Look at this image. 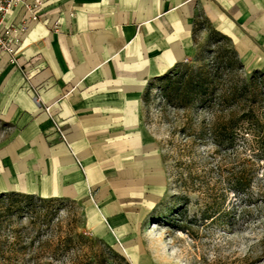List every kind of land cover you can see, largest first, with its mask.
<instances>
[{
	"label": "crops",
	"instance_id": "1",
	"mask_svg": "<svg viewBox=\"0 0 264 264\" xmlns=\"http://www.w3.org/2000/svg\"><path fill=\"white\" fill-rule=\"evenodd\" d=\"M41 1L40 18L21 36L19 64L0 52V193L95 192L99 212L88 223L104 232L142 184L150 201L162 192L159 148L143 121L150 82L195 55L199 17L227 37L247 26L264 31V0ZM28 15L20 3L4 26ZM45 105L60 115L65 140Z\"/></svg>",
	"mask_w": 264,
	"mask_h": 264
},
{
	"label": "rangeland",
	"instance_id": "2",
	"mask_svg": "<svg viewBox=\"0 0 264 264\" xmlns=\"http://www.w3.org/2000/svg\"><path fill=\"white\" fill-rule=\"evenodd\" d=\"M198 21V54L178 69L182 73L212 60L213 47L206 45L210 25L204 18ZM250 31L243 27L228 37L244 66L237 72L241 77L264 71V31ZM143 110L161 156L162 192L150 201L149 187L142 184L134 200L120 201L126 208L115 226L104 221V232L88 223L99 212L95 192L54 201L49 209L55 216L47 227L31 224L29 214L1 219L2 236L11 240L18 233L23 240H36L11 264H264V160L253 157L250 136L238 130L232 148H215L200 125L227 113L167 105L156 83ZM235 178L250 179L246 192L231 188ZM111 185L116 192V183Z\"/></svg>",
	"mask_w": 264,
	"mask_h": 264
},
{
	"label": "trees",
	"instance_id": "3",
	"mask_svg": "<svg viewBox=\"0 0 264 264\" xmlns=\"http://www.w3.org/2000/svg\"><path fill=\"white\" fill-rule=\"evenodd\" d=\"M195 25V31L200 29L199 21ZM209 29L206 45L213 47L211 62L201 64L188 73L178 70L187 66L185 63L188 60L177 63L151 81L149 90L156 83L167 105L183 108L196 105L202 109L216 110L220 115L226 112V118L216 117L211 123H202L200 132L209 134L215 148L222 149L232 148L237 131L241 130L243 135L250 136L248 143L253 157L264 160V71L254 69L248 77L237 75L244 66L236 49L229 44L226 35L211 26ZM249 180L235 178L230 186L234 191L244 193L250 186ZM61 200L20 192L0 193V220L29 214L31 224L39 228L43 225L47 227L55 216V211L49 209V205ZM3 221H0V226ZM14 234L11 240L0 234V263L11 264L18 253L34 248L35 238L27 241L21 239L18 233ZM97 240L112 251L109 245Z\"/></svg>",
	"mask_w": 264,
	"mask_h": 264
},
{
	"label": "built area",
	"instance_id": "4",
	"mask_svg": "<svg viewBox=\"0 0 264 264\" xmlns=\"http://www.w3.org/2000/svg\"><path fill=\"white\" fill-rule=\"evenodd\" d=\"M23 3L25 8L29 11L27 18L23 19L17 25L4 26L6 15L14 9L17 5ZM41 0H34L26 3L24 0H0V52L8 54V63L11 65H18L19 59L17 55V48L21 42V36L27 29L30 21H36L40 18ZM54 29L58 28V22L53 25ZM39 99V96L36 95ZM43 110L48 114L52 126L55 131L65 140L64 132L62 130V119L58 113L52 111L51 105L43 106Z\"/></svg>",
	"mask_w": 264,
	"mask_h": 264
}]
</instances>
